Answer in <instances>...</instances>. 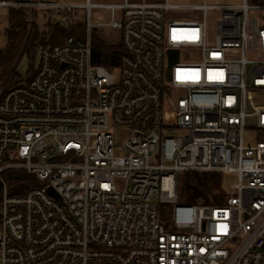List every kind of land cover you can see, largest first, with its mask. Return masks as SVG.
<instances>
[{"label":"built area","instance_id":"1","mask_svg":"<svg viewBox=\"0 0 264 264\" xmlns=\"http://www.w3.org/2000/svg\"><path fill=\"white\" fill-rule=\"evenodd\" d=\"M0 7L84 13L81 33L39 46L38 68L0 89V264H264V0ZM101 31L118 32L102 36L122 45L115 67L93 62ZM115 129L130 131L120 146ZM13 171L36 185L11 195ZM191 172L236 181L223 204L188 206Z\"/></svg>","mask_w":264,"mask_h":264},{"label":"trees","instance_id":"2","mask_svg":"<svg viewBox=\"0 0 264 264\" xmlns=\"http://www.w3.org/2000/svg\"><path fill=\"white\" fill-rule=\"evenodd\" d=\"M23 2L27 0H9ZM73 18V14L64 15ZM34 17V14H33ZM25 8H13L8 11V28L5 31L6 46L0 50V89L7 90L20 84L23 80L15 69L20 58L27 54L34 60L36 49L42 45H61L65 40L81 33L82 24L70 25L68 28L60 24L47 26L46 33H40ZM123 48L120 42L111 43L102 35L93 36V62L106 68L119 64ZM19 59V60H18ZM4 178L11 182V195H22L35 186V179L25 171H13L4 174ZM2 187L0 185V199ZM178 197L184 205H221L224 203L225 193L221 175L216 173H184L178 178Z\"/></svg>","mask_w":264,"mask_h":264},{"label":"rangeland","instance_id":"3","mask_svg":"<svg viewBox=\"0 0 264 264\" xmlns=\"http://www.w3.org/2000/svg\"><path fill=\"white\" fill-rule=\"evenodd\" d=\"M34 2H43L49 4H59V5H82L86 0H33ZM92 4H120L124 0H90ZM243 0H170L172 4L187 5V6H232L239 5ZM13 8L0 7V50L4 49L6 46L5 31L8 28L7 15L8 11ZM29 19L32 14H34L33 21L38 28L40 33L47 32V26L51 24H60L63 27L68 28L70 25H76L82 21L84 17L83 11H73L70 13L74 14L73 18L64 17L62 15L63 11L60 10H48L47 8H35L32 13L27 10ZM175 18H185L189 19L192 16L189 13L175 12ZM214 13L209 12L207 14L208 22H212L214 19ZM111 19V12L104 9H93L92 10V20L94 23H107ZM30 22V20H29ZM101 35L108 40L115 41L118 39V32L115 31H101ZM19 60V59H18ZM39 66V59L35 58L32 60L27 54L23 55L15 69V73L22 78L23 83ZM170 121L171 118L169 117ZM130 135L129 130L115 129L114 136L117 145H122L125 139ZM252 135L247 133V140H252ZM223 189L225 192H229V188L236 181L235 176H225L221 175Z\"/></svg>","mask_w":264,"mask_h":264},{"label":"crops","instance_id":"4","mask_svg":"<svg viewBox=\"0 0 264 264\" xmlns=\"http://www.w3.org/2000/svg\"><path fill=\"white\" fill-rule=\"evenodd\" d=\"M33 1V0H32ZM37 3H42V4H45V3H43V2H37Z\"/></svg>","mask_w":264,"mask_h":264}]
</instances>
